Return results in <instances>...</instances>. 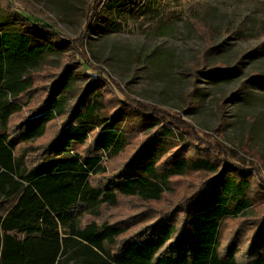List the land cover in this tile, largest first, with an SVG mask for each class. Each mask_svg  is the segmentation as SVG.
<instances>
[{
    "label": "trees",
    "instance_id": "obj_1",
    "mask_svg": "<svg viewBox=\"0 0 264 264\" xmlns=\"http://www.w3.org/2000/svg\"><path fill=\"white\" fill-rule=\"evenodd\" d=\"M7 1L24 22L1 24L0 34V264H264V213L245 231L238 223L261 182L179 114L119 98L106 73L82 58L78 40L70 46L53 24ZM91 2L90 19L109 18L104 27L114 30V14H153L157 0ZM49 53L65 64L39 75ZM76 65L85 82L67 107L62 92ZM146 127L133 144L130 134ZM188 173L204 180L180 190ZM173 190L177 202L162 209L158 202ZM121 198L138 202L117 220L96 219ZM86 215L93 219L84 222Z\"/></svg>",
    "mask_w": 264,
    "mask_h": 264
},
{
    "label": "rangeland",
    "instance_id": "obj_2",
    "mask_svg": "<svg viewBox=\"0 0 264 264\" xmlns=\"http://www.w3.org/2000/svg\"><path fill=\"white\" fill-rule=\"evenodd\" d=\"M0 1V34L1 24L22 26L20 22L24 21L13 14V5ZM91 1L14 0L24 9L21 14H32L53 24L63 38L71 40L70 46L75 47L73 41L78 40L82 58L89 67L106 73L116 85L115 90L122 91H116L119 98L127 96L179 114L203 134L201 137L222 147L223 159L249 170L255 182L263 186L246 216L239 217L243 230L250 229L264 213V79L250 78L251 74L264 76V0H157L153 14H114V30L104 27L109 18L104 21L95 13L90 19ZM103 9L98 11L103 13ZM210 45L216 49L210 50ZM254 49L257 51L251 54ZM60 57L49 53L44 58L49 67L39 68V75L59 71L66 61ZM215 67L232 70L208 77L203 74ZM79 70V65L72 68L75 75L62 92L67 107L77 84L85 82ZM128 118L129 112L122 129ZM151 130L146 127L141 133H131V142L134 144ZM209 151L207 148L205 153ZM128 153L129 149L125 155ZM119 163H109L107 173L115 171ZM203 180V175L188 173L178 186L182 190ZM175 192L163 196L158 205L172 209L178 200ZM130 199L121 198L114 207L103 206L96 219H119L138 202ZM90 219L88 215L83 217L84 222ZM235 224L229 222L227 227Z\"/></svg>",
    "mask_w": 264,
    "mask_h": 264
}]
</instances>
